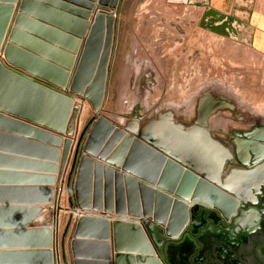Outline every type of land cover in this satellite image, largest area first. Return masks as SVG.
Here are the masks:
<instances>
[{
	"label": "water",
	"instance_id": "water-1",
	"mask_svg": "<svg viewBox=\"0 0 264 264\" xmlns=\"http://www.w3.org/2000/svg\"><path fill=\"white\" fill-rule=\"evenodd\" d=\"M123 2L0 0V157L5 158L2 148L8 141L57 156L44 162H49L46 174L58 177L45 179L49 186L67 180L70 199L75 200L70 264H113V246L120 253L114 257L116 264H172L161 246L184 237L199 209H214L226 223L239 210V199L220 180L224 162L217 160L219 172L211 174L201 162L198 150L208 154L209 148L199 136L166 120L145 131L128 129L103 114ZM15 5L19 10L13 21ZM76 97L81 101L78 126L86 101L96 118L88 136L83 133L79 141L78 133L65 136ZM49 192V201L41 206L56 201L58 217L56 189ZM45 210L0 202V264H12L2 261L11 257L60 264L51 223L33 227ZM21 213L29 214L30 220L4 219ZM67 235L68 229L62 240L64 264H69ZM130 238L135 239L133 245ZM95 247L101 249L97 257Z\"/></svg>",
	"mask_w": 264,
	"mask_h": 264
},
{
	"label": "rangeland",
	"instance_id": "rangeland-1",
	"mask_svg": "<svg viewBox=\"0 0 264 264\" xmlns=\"http://www.w3.org/2000/svg\"><path fill=\"white\" fill-rule=\"evenodd\" d=\"M206 1L124 0L103 114L138 131L166 120L199 136L224 167L244 168L237 164L260 160L264 143V55L234 22L208 14ZM85 104L80 126L78 109L72 112L68 133H78L77 141L96 120ZM66 182L63 236L71 209Z\"/></svg>",
	"mask_w": 264,
	"mask_h": 264
},
{
	"label": "crops",
	"instance_id": "crops-1",
	"mask_svg": "<svg viewBox=\"0 0 264 264\" xmlns=\"http://www.w3.org/2000/svg\"><path fill=\"white\" fill-rule=\"evenodd\" d=\"M14 18L18 14L19 7L15 5ZM206 10L208 14L212 16H222L227 17L232 23L239 26L240 33L245 37L246 42L251 48L260 54L264 55V0H207ZM33 20L42 23L40 20L33 18ZM12 28V26H11ZM37 29V28H36ZM243 30V32H242ZM40 33V29L36 30ZM37 38L40 41L44 39L40 37ZM9 34L6 39H8ZM74 114L76 108L78 109V117L80 116L81 107L79 99L74 98ZM90 104L89 102H87ZM91 106V105H90ZM86 108V104L84 106ZM72 113L67 126L66 137H70L69 129H72ZM81 118V117H80ZM113 121V120H111ZM81 122V121H80ZM78 123V122H77ZM113 123L117 126L116 122ZM78 126V125H77ZM80 126V124H79ZM3 151L5 158L0 157V202L10 203V204H19L21 206L33 205L36 207H46V210L42 212L34 221L33 227L41 228L45 223L50 222V227L55 231L57 237V253L59 257V263L63 264V254L64 249L61 248V241L63 238L62 235V218L63 215L58 218L55 216V208L50 206H41L49 201L51 197V189H55L57 186H49V181L47 179L57 178L58 175L46 174L49 169L45 167L44 161H52L57 158L53 153H49L39 147H33L25 143H17L13 141L4 142ZM62 151V148H59ZM91 157V156H90ZM73 157L71 160V165L69 166V172L73 163ZM95 159V158H93ZM55 165V164H52ZM59 168L60 163L56 164ZM117 170V169H116ZM120 171V170H117ZM68 173V172H67ZM47 178V179H45ZM69 196V191H68ZM58 197V196H57ZM56 197V199H57ZM70 197V196H69ZM75 203L74 198L69 200V205ZM54 206V205H53ZM56 207V201H55ZM54 209V211H53ZM69 213L66 219V230L68 229V235L65 238V254L67 256L68 263L72 262L71 258V249L68 247V242L70 239V234L73 229L74 224L76 223V214ZM99 214H106L105 212H98ZM73 215V216H72ZM6 218V219H5ZM5 220L9 221H28L30 220V215L27 213H21L20 215H5ZM114 223L113 220H110V224ZM69 227V228H68ZM65 230V231H66ZM62 236V238H61ZM120 239L124 240L123 235H119ZM157 238L160 240L161 236L157 235ZM131 240V238H130ZM135 240V239H133ZM133 240L129 241L133 245ZM113 245V241H112ZM98 247H95L94 253L96 257L99 253ZM6 251H17V250H6ZM120 254L115 251L114 246L112 248V263L116 264L114 257ZM5 263L12 264H42L43 260L38 259L37 257H11L10 259L2 260Z\"/></svg>",
	"mask_w": 264,
	"mask_h": 264
},
{
	"label": "flooded vegetation",
	"instance_id": "flooded-vegetation-1",
	"mask_svg": "<svg viewBox=\"0 0 264 264\" xmlns=\"http://www.w3.org/2000/svg\"><path fill=\"white\" fill-rule=\"evenodd\" d=\"M118 33L119 25L115 50ZM263 149L261 145L257 150V156L261 159L254 164H237L244 168L232 166L229 169V165L221 167L220 180L239 199V210L235 217L226 223L214 209H199V214L195 216L194 223L189 226L184 237L164 242L161 246L172 264H177L179 259L182 264H264ZM198 151L201 162L208 165L207 173H216L219 169L216 167L218 153L215 154L211 149H208V154L203 150ZM226 175L228 179L224 182ZM188 240L193 243L190 251L185 244ZM224 240H228L226 244L222 243Z\"/></svg>",
	"mask_w": 264,
	"mask_h": 264
},
{
	"label": "built area",
	"instance_id": "built-area-1",
	"mask_svg": "<svg viewBox=\"0 0 264 264\" xmlns=\"http://www.w3.org/2000/svg\"><path fill=\"white\" fill-rule=\"evenodd\" d=\"M65 183V182H64ZM59 184L58 186H57V190H58V199H59V203H57V206H59L60 207V213H59V216H58V218L61 216V214H62V202L64 201V196H65V194H66V192H67V186H66V184ZM67 183V182H66ZM67 197H68V195H67ZM68 202H69V200H68ZM69 211L67 212V213H71L72 211H71V209H68ZM73 214V213H72ZM74 215V214H73ZM72 215V216H73Z\"/></svg>",
	"mask_w": 264,
	"mask_h": 264
},
{
	"label": "bare ground",
	"instance_id": "bare-ground-1",
	"mask_svg": "<svg viewBox=\"0 0 264 264\" xmlns=\"http://www.w3.org/2000/svg\"><path fill=\"white\" fill-rule=\"evenodd\" d=\"M263 134V133H262ZM77 137V136H76ZM200 140V139H199ZM201 141V143L203 144V141L202 140H200ZM206 143V142H205ZM203 146H205V147H207L206 146V144H203ZM262 146H263V148H264V143L262 144ZM264 150V149H263ZM247 156H249V155H247ZM218 160H219V162L220 161H224L223 159H220L219 157H218ZM245 161V160H244ZM227 176V175H226ZM225 176V178H224V182H227V179H228V177H226ZM186 245H187V247H188V249H189V251L193 248V243L191 242V241H187L186 243H185Z\"/></svg>",
	"mask_w": 264,
	"mask_h": 264
}]
</instances>
